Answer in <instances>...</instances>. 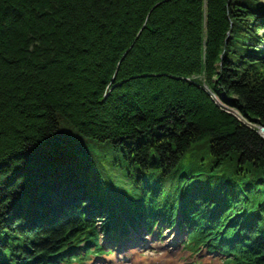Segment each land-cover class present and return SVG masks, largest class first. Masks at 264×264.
<instances>
[{
	"label": "trees",
	"instance_id": "obj_1",
	"mask_svg": "<svg viewBox=\"0 0 264 264\" xmlns=\"http://www.w3.org/2000/svg\"><path fill=\"white\" fill-rule=\"evenodd\" d=\"M258 1L0 0V234H11L0 238V264H19L25 251L27 264H52L66 239L94 225L66 204L56 219L44 212L37 233L9 232L19 222L7 214L11 193L46 173L37 165L52 154L73 166L71 177L97 181L89 193L107 211L113 196L128 218L182 188L199 227L210 212L207 231L219 238L235 216L221 233L229 253L253 247L247 264H264V139L208 94L264 125V49L253 33L262 13L246 10ZM251 31L249 41L232 37ZM58 122L79 138L63 142ZM113 169L126 171L115 181Z\"/></svg>",
	"mask_w": 264,
	"mask_h": 264
},
{
	"label": "bare ground",
	"instance_id": "obj_2",
	"mask_svg": "<svg viewBox=\"0 0 264 264\" xmlns=\"http://www.w3.org/2000/svg\"><path fill=\"white\" fill-rule=\"evenodd\" d=\"M247 3V2H246ZM253 4H249L248 3V8H246V10H250L252 9L253 11H257L258 9H261V11L259 13L260 16L258 17V21L259 23H257V27L255 28L256 31L260 32L263 30L264 32V2L261 1L260 3H258L257 5H254L252 7ZM258 8V9H257ZM234 33V32H233ZM233 39H236V33H234V35L232 36ZM230 52H234L233 48H228ZM223 102V101H222ZM224 105H227V103H224ZM238 120H240L241 122H244L245 124L247 123V120L243 117V116H239ZM260 128H262L261 126L256 127V129L261 130ZM59 131H61V127L59 126L58 128ZM261 135L264 137V132H261ZM60 137L62 135H59ZM67 146H65L64 148H66ZM68 149V147L66 148ZM56 155L52 154V157L54 158ZM153 155H150L149 157H140V161H138V163L136 164V168L137 170L140 171H148V167L150 166L149 163H147L148 160H150L152 158ZM57 157V156H56ZM41 160L40 156L35 157L34 159H32L29 162V165L34 166V163H38V161ZM60 163L62 162L64 164V162L62 160L59 161ZM44 165L46 166L45 162L42 160L37 166H42L44 167ZM132 167V166H131ZM134 167V166H133ZM115 169V168H114ZM113 169V170H114ZM55 172H58V168H55ZM62 171V170H61ZM125 169H122L121 172H125ZM47 173V172H46ZM46 173H41V177H42V181L41 184H36L35 181L33 180V174H30L28 176V178H26V182H24L25 184L21 185L20 190L15 191L14 193H11V195L13 196V198H11V200H16L14 199L15 197L21 195V199L27 198L29 205L26 208H23V206L20 203H16L14 204V207L16 208L14 211H9L7 214H10L8 216H10V218L13 217V219H15L16 221H19L18 224H15L13 227L10 225V229L9 232L10 233H16V232H20V231H25V232H29V233H37L39 231V225L41 223V221H44L45 216L44 214L41 212L43 210H46L45 208V204L50 205L52 207V202L53 201H59L61 200L62 205L60 204V208L64 209L66 208L65 204H68L69 207L68 208H77L80 209L82 203H83V198L85 197L88 192H83L81 190V188L78 189H72L69 188V180L74 179L73 177L69 176L68 180L65 181L67 184V186L63 185V180H54V175L52 174V171L50 172V175L45 178L48 174ZM53 175V176H52ZM73 175V174H72ZM17 176V175H16ZM93 176V175H92ZM76 181H78L82 188H87L88 190H91L93 188V186H91L92 184H95L94 181H91L90 183H87L86 181H82L83 184L80 182V180L75 179ZM32 186V187H31ZM32 188H34V192L31 194V192H27L28 190H31ZM62 188L64 190H62ZM47 191H52L51 194H47ZM60 191V192H59ZM47 192V193H46ZM80 193V194H79ZM230 194V191L224 190L222 191V195L223 198H226L227 195ZM66 201H68L66 203ZM53 204L58 205L56 203L53 202ZM236 220L239 221V218H236ZM262 220L264 221V215L262 216ZM248 231H245V233H247ZM251 234L253 235L254 232H251ZM2 235L6 237V239H9L11 234L5 235L4 233L0 234V238H2ZM143 233H139L136 235V237L138 238L137 241H134L135 238H131L128 239L127 241H130L126 247H122L121 250H117V253L119 254L118 256L121 255L122 258L127 257V256H131L134 260L138 261L136 255H133V252L135 250L139 249H143V248H148L151 244L152 241L146 240L143 236ZM155 238V237H154ZM158 241L157 238H155L153 240V242ZM111 245L112 247V243L108 244ZM127 246H138L135 248L132 247H127ZM165 247V253L167 257H170L169 260L167 261L166 264H177L175 263V259L180 255L179 250H173L170 249V247L172 248V246L168 243H166L164 245ZM171 251H170V250ZM253 247L249 248L248 250L243 251L242 254H240L241 257V262L243 264H247L248 262V256L249 254L252 252ZM170 251V252H169ZM246 251V252H245ZM42 255V256H46L47 258L49 257L48 254H46L45 252H38L37 255ZM27 252L25 251V253H18L17 254V261L19 264H27ZM251 258V255L249 256ZM132 259V260H133ZM155 260L153 259H150ZM149 262H145V264H148Z\"/></svg>",
	"mask_w": 264,
	"mask_h": 264
},
{
	"label": "rangeland",
	"instance_id": "obj_3",
	"mask_svg": "<svg viewBox=\"0 0 264 264\" xmlns=\"http://www.w3.org/2000/svg\"><path fill=\"white\" fill-rule=\"evenodd\" d=\"M261 1H263L264 2V0H260V1H258V3H260ZM257 24V23H256ZM238 33V32H237ZM251 33H252V31H251ZM253 33L255 34V41H259L258 42V47H257V50L256 51H260V49L259 48H261L262 49V41H263V43H264V32H263V30L262 31H260V32H258V31H256V30H254L253 31ZM252 33V36L251 35H247V36H245V38L244 39H242V40H240V38L239 39H235V40H237V41H242V42H245V41H249V38L250 37H253V39H254V34ZM257 43V42H256ZM252 46L254 47L255 46V44H254V42H252ZM245 47H248V45H245ZM253 47H251V49L253 48ZM249 48V47H248ZM251 49H248V50H251ZM202 79V82L204 81V82H206V80L205 79H203V78H201ZM202 84V83H201ZM202 89H204V90H206L207 92H208V89L206 88V86L204 85V84H202V86H200ZM208 94H209V96H210V98L212 99V97H211V95H210V93L208 92ZM215 98H216V100L219 102V101H221L220 99V97H219V95H215ZM213 100V99H212ZM213 102H214V100H213ZM215 103V102H214ZM220 108V107H219ZM222 109V108H221ZM222 110H224V109H222ZM255 122V121H254ZM59 123V122H58ZM255 125H254V127L256 126V127H258V126H260L259 124H258V121H256L255 123H254ZM68 125V126H67ZM59 126L61 127V131L63 132V135L60 137L61 138V140L64 142V141H68V140H71L72 138H73V136H76V137H78L79 138V134L78 133H76V130H75V128H73L71 125H69L68 123H65V122H62L61 123V125H60V123H59ZM257 132H259V134H260V136L262 137V139H264V137L261 135V132L263 133L264 131H257ZM93 144V143H92ZM95 147H96V145H95ZM89 148H90V150L93 152V151H95L96 149L93 147V146H89ZM197 150H200V149H202V150H204L203 149V146L202 145H197L196 147H195ZM42 150V149H41ZM45 151H46V149H45ZM50 151H52L53 153L54 152H56V149H54V151L52 150V146L50 147ZM52 162V163H51ZM49 161L48 163H46V166L44 165V167L47 169V173L46 174H48L45 178H47L49 175H50V172L52 171V174L54 175V180H62L63 178H66V177H69L70 175H71V173H72V170H73V166H71V165H69V166H66L65 165V163L63 164L62 162L60 163L59 161H57V157L55 156L54 158L52 157V161ZM110 165H108L107 167H109ZM55 168H58L59 170H58V172H55L56 170H55ZM109 169V168H108ZM62 170V171H61ZM112 175L111 176H113V178H115L114 180L116 181L117 179H116V177H117V175L116 174H119L120 175V173L121 172H118V171H116V170H113L112 171ZM37 175L36 176H32L33 177V180H36V182H38V183H41V181H42V177H41V174H39V173H36ZM52 175V176H53ZM73 178L74 179H70L69 180V182H68V186H69V188H72V189H78V188H81V190L83 191V192H88L89 193V191H87L88 189H83L82 188V186H81V184L78 182V181H76L75 179H77L75 176H73ZM82 184H83V182H82V180L80 181ZM63 185H65V186H67L66 184V182L65 181H63ZM95 185L96 186H98V184H97V181H95ZM62 190H64L63 188H62ZM28 192V191H27ZM48 192V193H47ZM46 193L47 194H51L52 193V191H47ZM60 192V191H59ZM80 194V193H79ZM88 195H86L85 197H82L83 198V203H82V205H84V207H89L90 206V203H93L92 201L94 200V198H96V197H93V196H91V197H87ZM21 195H19V196H17V197H15L14 199H16V200H13V201H15L16 203L18 202V203H20L22 206H23V208H25L26 206H28V200H27V198H26V196H25V198H23V199H21ZM11 198H13V197H11ZM97 198H99V197H97ZM53 202L54 203H56V204H58V205H55V204H53ZM52 202V207L50 206V205H47V204H45V208H46V210H43V211H41L42 213H44V212H47V215H51V214H53V215H55L56 217H57V215L54 213L55 211H57V210H59V209H61L60 208V204L62 205V202H61V200H57V201H53ZM68 201H66V203H67ZM15 204V203H14ZM14 204H13V207H14ZM66 205V204H65ZM51 207V208H50ZM52 208H54L55 210H52ZM56 217L55 218H52V219H56ZM169 235V233L167 234V236ZM169 236H171V234L169 235ZM2 238L5 240L6 239V237H4V236H2ZM13 246H15V245H13ZM181 251H182V256H181V258L182 257H185V259L186 258H188V255H186V253L183 251V249H180ZM158 252H163V251H158ZM154 253H157V252H154ZM6 256H8V254H6ZM180 258V259H181ZM206 258V256L204 255V254H202V255H196V256H194V264H203V261L205 262L207 259H205ZM8 259H9V256H8ZM210 264H220V262L218 261V260H213Z\"/></svg>",
	"mask_w": 264,
	"mask_h": 264
},
{
	"label": "water",
	"instance_id": "obj_4",
	"mask_svg": "<svg viewBox=\"0 0 264 264\" xmlns=\"http://www.w3.org/2000/svg\"><path fill=\"white\" fill-rule=\"evenodd\" d=\"M261 129H262V131H264V127H262Z\"/></svg>",
	"mask_w": 264,
	"mask_h": 264
}]
</instances>
